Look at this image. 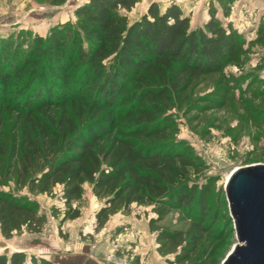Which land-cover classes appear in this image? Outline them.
Instances as JSON below:
<instances>
[{"label":"trees","instance_id":"16d2710c","mask_svg":"<svg viewBox=\"0 0 264 264\" xmlns=\"http://www.w3.org/2000/svg\"><path fill=\"white\" fill-rule=\"evenodd\" d=\"M138 1L85 0L73 21L54 25L46 36L30 31L0 37V102L32 123V132L15 137L11 153L33 183L43 189L62 184L70 202L89 182L103 201L96 213L99 225L134 203L153 205L157 218L150 224L158 250L182 261L204 245L218 211L211 183L193 180L205 164L190 145L172 136L170 111L185 104L200 77L229 65L243 67L249 45L264 38V27L248 41L225 23L234 0H210L207 21L195 27L176 2H152L130 21L121 9ZM68 103L81 117L86 111L110 114L79 127L65 110ZM54 108L64 109L56 115ZM5 145L0 143V161ZM171 208L187 213L188 228L155 224ZM46 218L35 199L0 189L5 237L24 228L40 232ZM0 264L56 263L13 251L0 253Z\"/></svg>","mask_w":264,"mask_h":264},{"label":"rangeland","instance_id":"374dc122","mask_svg":"<svg viewBox=\"0 0 264 264\" xmlns=\"http://www.w3.org/2000/svg\"><path fill=\"white\" fill-rule=\"evenodd\" d=\"M83 2L0 0V37H17L21 32L30 31L33 35L46 36L54 25L73 21L75 9ZM152 2L155 1L139 0L132 9L121 11L134 21ZM156 2L179 3L190 15L193 27L208 19L210 0ZM223 20L231 22L243 38L253 40L258 29L264 27V0H234L230 15ZM245 58L243 67L229 65L223 72L197 79L185 104L170 111L175 124L172 136L190 145L205 164L200 172L193 173V180L200 185L211 183V197L218 211L217 221L204 245L190 258L179 261L173 253H160L157 231L150 224L152 218H157L153 205L134 203L127 211L118 210L99 225L96 213L103 201L94 195L89 182L84 183L81 196L70 202L62 195V184L43 189L33 183L31 174L22 173L21 164L11 153L15 137L32 132V123L27 115L19 114L3 102H0V143L6 145L0 161V189L35 199L47 218L40 232L24 228L13 231L7 238L0 230V253L21 251L56 264H221L238 242L225 191L226 180L237 167L264 164V38L249 45ZM193 104L196 106L188 107ZM63 109L54 108L53 112L60 115ZM65 110L79 127L110 114L107 110L94 116L86 111L81 117L71 103ZM75 210L80 212L78 217H67ZM190 223L187 213L179 208L169 209L155 222L171 230H185Z\"/></svg>","mask_w":264,"mask_h":264},{"label":"water","instance_id":"95a60500","mask_svg":"<svg viewBox=\"0 0 264 264\" xmlns=\"http://www.w3.org/2000/svg\"><path fill=\"white\" fill-rule=\"evenodd\" d=\"M225 191L238 242L221 264H264V164L232 170Z\"/></svg>","mask_w":264,"mask_h":264},{"label":"crops","instance_id":"0c3cea01","mask_svg":"<svg viewBox=\"0 0 264 264\" xmlns=\"http://www.w3.org/2000/svg\"><path fill=\"white\" fill-rule=\"evenodd\" d=\"M152 1H157V0H152ZM199 25H203V24H199ZM199 25H197V26H199Z\"/></svg>","mask_w":264,"mask_h":264}]
</instances>
